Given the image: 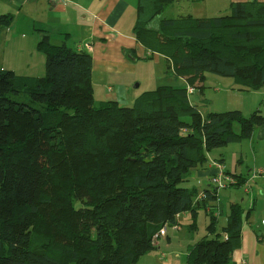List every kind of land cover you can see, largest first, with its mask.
<instances>
[{
	"label": "trees",
	"instance_id": "obj_1",
	"mask_svg": "<svg viewBox=\"0 0 264 264\" xmlns=\"http://www.w3.org/2000/svg\"><path fill=\"white\" fill-rule=\"evenodd\" d=\"M170 1L144 0L152 10L140 6L136 34L149 58L164 57L187 87L161 86L132 107H97L92 55L48 36L38 44L47 58L43 78L0 71V264H137L167 224L179 226L178 216L191 212L194 228L196 208L219 199L207 187L199 201L185 186L191 170L208 152L253 139L264 116L204 114L188 88H204L206 73L247 91L264 87V4L163 18ZM10 22L0 17V27ZM230 210L225 233L215 234L212 217L214 236L189 247L188 264H232L245 213L240 204Z\"/></svg>",
	"mask_w": 264,
	"mask_h": 264
},
{
	"label": "crops",
	"instance_id": "obj_2",
	"mask_svg": "<svg viewBox=\"0 0 264 264\" xmlns=\"http://www.w3.org/2000/svg\"><path fill=\"white\" fill-rule=\"evenodd\" d=\"M180 1L182 0L168 2L163 8L162 17L168 19L219 17L229 15L233 4L250 1L264 4V0H187L189 5L187 12H179L176 16L169 14V7L178 5L177 3ZM148 3L145 4L144 0H68L66 6H55L51 0H0V17H8L11 21L10 24L0 27V71H12L17 76L27 79L43 78L47 72V58L45 54L38 50V44L45 36H48L53 45H67L73 49H77L81 45L84 51L92 55V83L95 106L96 101L99 100V106L103 102L115 101L121 106L132 107L139 97L155 91L161 86L187 87L189 84L185 79L176 77L169 70L168 61L164 57L156 54L153 58H149L151 52L145 46H142L137 39L136 28L141 21L140 6ZM155 68L157 69L156 74ZM167 74L174 75L181 83L172 84L168 82L166 80L168 78ZM231 79L230 88L233 91H244L253 94V97H248L244 103L249 110H245L241 105L235 106L236 108L225 106V109L210 107L209 105L210 108L207 110L209 112H205L203 105L199 103L200 101H193L190 96L191 102L201 109L204 114L222 113L231 110H239L242 113L243 111L260 112L264 105V96L263 98H257L255 94H264V87L256 91H247L237 86L234 79ZM251 140L256 141V145L252 142L254 148L255 146L256 148H262L261 144L264 146V125L258 129ZM223 148H219L217 151ZM212 152L207 153V160L204 163L191 170L190 178L185 183L187 188L195 189L198 194L209 187L210 158L211 160H222L226 166L223 153L212 156ZM260 170L264 169L260 168ZM227 171L236 176L237 179L244 175L242 168H239L237 173L228 169ZM255 181L257 184L254 190L252 188V194H246L252 197L250 200L254 204L259 192L262 193L261 197L264 198V176L255 178ZM227 190H222L219 193V198L221 193L228 196L231 209L232 205L240 204L237 200L238 192H227ZM211 206H217V215H220L217 219L219 231L216 228L215 234H224V228L227 225L231 210H228L225 214L224 206L220 202L211 203ZM207 212H209L208 209ZM244 213L246 214L245 211ZM248 217L246 218L248 219ZM177 221L180 230H182L184 222L192 227L191 212L181 214L178 216ZM191 227L190 229L193 231ZM244 230L243 224L241 239H244ZM172 232L175 234L173 238L177 239L179 237L177 234L180 231L172 230ZM257 232L255 234L256 250L258 252L251 253L247 251L241 241L238 248L233 251V264H264V232L261 231L259 226ZM168 233L167 231V236L160 239L157 246L160 251L155 248L141 257L139 262L146 258V264H150L149 255L158 252H160L162 259L167 260V252L161 253V249L166 248L169 250L172 246L169 242L171 237L168 236ZM245 234H250V232ZM207 235L214 236L213 232ZM165 239L168 243H165ZM199 241L193 236L188 241V250L190 246ZM182 255L176 254L175 256ZM175 259H170L165 264H173Z\"/></svg>",
	"mask_w": 264,
	"mask_h": 264
},
{
	"label": "rangeland",
	"instance_id": "obj_3",
	"mask_svg": "<svg viewBox=\"0 0 264 264\" xmlns=\"http://www.w3.org/2000/svg\"><path fill=\"white\" fill-rule=\"evenodd\" d=\"M152 2H149L146 5V13L152 10ZM178 5H174L173 7H169L168 13L172 14V16H176L179 12H187L188 10V3L187 0H182L177 3ZM151 14V13H150ZM147 15V19H150L151 15ZM63 44V43H62ZM244 64V63H243ZM157 72V69L155 68V74ZM168 78L166 79L168 82L172 84H179L181 81L178 78H175L174 75L170 76L167 74ZM230 83H232V79L221 76L218 74L213 73H206L205 80H204V88H197L195 89V94L193 93L191 96V99L193 101H200L199 103L203 105V109L205 112L210 107H217L220 109H225V106L227 108L232 107L236 108L235 106L241 105L242 108H245V110H249L248 107L244 105L245 100L248 97H253V94H248L244 91H233L230 88ZM264 91V90H263ZM264 94H255V97L257 98H263ZM210 102V103H208ZM99 100L96 101V106L99 105ZM210 105V107H209ZM230 105V106H229ZM240 108V107H238ZM240 108V109H242ZM262 110L260 113L264 116V105L261 108ZM212 111V109H210ZM244 110V109H242ZM213 112V111H212ZM243 114L245 116H250L253 113H250V111H243ZM256 145V141H253L251 139L242 141V142H236L231 143L230 145H227L225 148L216 151L212 150V156H217L219 153H223L225 164L227 166V169L231 172L237 173L239 171V168H242V172L244 175L239 177L241 180L240 184L235 189L228 188L227 192L234 191V193L238 192V202H240L241 206L246 214L243 217V224L245 227L244 230V239L242 238L240 240L242 243H244L243 247L247 249L249 252H258L256 250V234L258 226L260 227L261 231L264 232V198H262V193H258L257 199L255 201V204L252 203L250 199H252L251 196H247L249 194L245 193V189L249 188L253 190L256 188V181L255 178H253V173L255 171L260 170V168L264 169V146L261 144L262 148H254L253 144ZM217 161L215 159L210 158V163ZM251 169V171H249ZM263 177V176H260ZM258 177V178H260ZM258 190V189H257ZM247 194V195H246ZM250 194L252 192L250 191ZM264 196V195H263ZM222 203L224 206V213L226 214L228 210H230V200L229 197L226 196L224 193H221L220 198L216 203ZM254 204V206H253ZM253 206V207H252ZM197 215L195 218V225L194 228L187 225V222H184L182 224L183 228L180 230V232L177 234L179 237H174V232H172L173 227L171 225H166V230L169 232L168 236H170L169 242L172 244L171 248L168 250L166 248L161 249V253H166L168 256V259H162L160 257V252L157 254H150L149 259L151 260L150 264H165L170 259L176 258L173 261V264H188V241L194 236L198 240H201L204 238L203 236H206L208 233H210V225H211V218L215 217L218 219L220 215L216 214V211H213V216L210 214V212H207L205 208H196ZM247 216L248 219L246 218ZM219 224L217 223V231ZM190 227L193 231H191ZM190 232V234H188ZM247 232H250V234H245ZM208 236V235H207ZM36 243H38V240H36ZM165 243H168V241L165 239ZM157 249V247H156ZM157 251H160L157 249ZM171 252V255L169 256V253ZM176 254H183L182 256H175ZM146 258L142 259L137 264H146ZM148 264V263H147ZM233 264V263H232Z\"/></svg>",
	"mask_w": 264,
	"mask_h": 264
},
{
	"label": "built area",
	"instance_id": "obj_4",
	"mask_svg": "<svg viewBox=\"0 0 264 264\" xmlns=\"http://www.w3.org/2000/svg\"><path fill=\"white\" fill-rule=\"evenodd\" d=\"M51 1L53 4H55V6H66L68 4V0H51ZM78 48L82 49V46L80 45ZM109 91H111V89H109ZM194 91L195 90L193 88L191 87L188 88V92L190 94H193ZM210 167H211V174L209 176V189L216 190L219 194L222 190H226L228 188H235L240 184L241 181L237 179L236 176H234L232 173H229L226 169V166L223 163L219 162L218 160L212 162L210 164ZM260 176H264V170H258L253 173V178H257ZM250 191L252 192V189L246 188L244 192L249 194ZM198 199L199 201L207 200L208 199L207 193L205 191L200 193L198 195ZM207 209L209 212L212 211L211 206H208ZM173 230L178 232L180 228L179 226L175 225L173 227ZM166 236H167V230L166 227H164L155 235L154 244L158 246L160 239Z\"/></svg>",
	"mask_w": 264,
	"mask_h": 264
},
{
	"label": "water",
	"instance_id": "obj_5",
	"mask_svg": "<svg viewBox=\"0 0 264 264\" xmlns=\"http://www.w3.org/2000/svg\"><path fill=\"white\" fill-rule=\"evenodd\" d=\"M136 86L138 87L139 85L137 84Z\"/></svg>",
	"mask_w": 264,
	"mask_h": 264
}]
</instances>
